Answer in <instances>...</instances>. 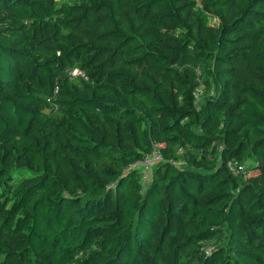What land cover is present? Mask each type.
Masks as SVG:
<instances>
[{
    "label": "trees",
    "instance_id": "1",
    "mask_svg": "<svg viewBox=\"0 0 264 264\" xmlns=\"http://www.w3.org/2000/svg\"><path fill=\"white\" fill-rule=\"evenodd\" d=\"M201 5L216 24L195 0H0V264H264V107L231 104L225 66L264 64V0Z\"/></svg>",
    "mask_w": 264,
    "mask_h": 264
},
{
    "label": "rangeland",
    "instance_id": "2",
    "mask_svg": "<svg viewBox=\"0 0 264 264\" xmlns=\"http://www.w3.org/2000/svg\"><path fill=\"white\" fill-rule=\"evenodd\" d=\"M209 4H214L216 0H207ZM196 7L193 9V11L197 10H203L204 12H210L211 15L207 16V24L214 25L217 23V17L214 15V10L212 8H204L201 5V0H195ZM209 13V14H210ZM213 14V15H212ZM189 17L191 19H194V15L192 12L189 13ZM188 26H190L191 29L195 30L194 34H198L200 38L204 37L206 35V28L203 27V25H200L198 21H190L186 22L182 25L184 29H187ZM184 36L190 35V33L187 34L186 31L183 32ZM199 43H202V41L199 40ZM202 48V46H201ZM257 50V48H256ZM231 55L232 60L227 63L226 67H231V74L232 79L228 84V99L231 102V104L235 103L237 108L244 105L243 102V96L242 94L245 92L249 94V96H252L251 102L260 106L264 107V64L261 63L260 57H255L252 53L251 45H242L240 44L239 47L236 49L233 48L227 49L226 51ZM209 56V55H208ZM264 56V50L262 51V57ZM208 58H212V55ZM207 59L203 60L200 59L196 63V70H198L197 73L202 72L201 67L205 65ZM200 80V86H199V94L198 98L202 95L207 96L211 95L213 93L210 79L207 78L206 75L202 73L201 77L197 76ZM202 81V82H201ZM219 136V140L214 144L215 150L217 153L221 152L223 149V144H221L222 141L221 135ZM162 146V145H161ZM182 150H179V154L176 153L174 161H171L174 163L173 165L176 167H184L185 166V159L183 158V155H181ZM246 157H248L246 155ZM211 159V157H210ZM227 162H230L233 165H238L241 167H244V169L249 168L250 162L249 159L243 158V159H230L225 162V168L228 172L231 173L229 170V166ZM232 174V173H231ZM237 178L233 182V187L235 190H238L241 188L245 183V179L249 178V175L245 171L234 174Z\"/></svg>",
    "mask_w": 264,
    "mask_h": 264
},
{
    "label": "built area",
    "instance_id": "3",
    "mask_svg": "<svg viewBox=\"0 0 264 264\" xmlns=\"http://www.w3.org/2000/svg\"><path fill=\"white\" fill-rule=\"evenodd\" d=\"M63 72L70 78L81 77L84 78V71L79 68H69L65 66ZM196 95V93H194ZM210 159V157H209ZM163 160V155L158 148H153L147 152L141 160L134 161L127 166V169H138L140 172L139 178L142 183H146L149 180L151 169ZM172 163V162H171ZM174 164V163H172ZM229 170L232 174H238L244 171V167L233 165L227 162ZM77 264V263H73Z\"/></svg>",
    "mask_w": 264,
    "mask_h": 264
}]
</instances>
